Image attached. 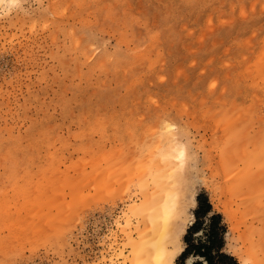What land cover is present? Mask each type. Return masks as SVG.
Here are the masks:
<instances>
[{"label":"rangeland","instance_id":"1","mask_svg":"<svg viewBox=\"0 0 264 264\" xmlns=\"http://www.w3.org/2000/svg\"><path fill=\"white\" fill-rule=\"evenodd\" d=\"M169 136L264 264V0H0V264H130Z\"/></svg>","mask_w":264,"mask_h":264},{"label":"bare ground","instance_id":"2","mask_svg":"<svg viewBox=\"0 0 264 264\" xmlns=\"http://www.w3.org/2000/svg\"><path fill=\"white\" fill-rule=\"evenodd\" d=\"M170 136L167 141L171 144L175 137L172 136L171 139ZM167 141V149L164 147L165 151H162L161 156L159 154V159L154 164L155 175L153 174V179L150 177L152 186L140 192L138 201L130 204L127 210V222L131 217L136 218V224L129 228L132 231L128 230L124 235L130 264H174L175 258L183 250L181 239L193 219L188 210L195 203L196 183L190 177L187 150L184 144L177 143L179 140H174L176 143L170 146Z\"/></svg>","mask_w":264,"mask_h":264},{"label":"trees","instance_id":"3","mask_svg":"<svg viewBox=\"0 0 264 264\" xmlns=\"http://www.w3.org/2000/svg\"><path fill=\"white\" fill-rule=\"evenodd\" d=\"M198 203V208L194 211L195 220L183 237L185 248L178 261L185 264L188 258H193L195 260L190 264H238L232 255L224 252L225 227L221 225V216L211 214L208 202L203 208ZM201 215L207 217V224L199 223ZM199 233L204 235L205 240L192 238Z\"/></svg>","mask_w":264,"mask_h":264},{"label":"clouds","instance_id":"4","mask_svg":"<svg viewBox=\"0 0 264 264\" xmlns=\"http://www.w3.org/2000/svg\"><path fill=\"white\" fill-rule=\"evenodd\" d=\"M244 264H248V262H244Z\"/></svg>","mask_w":264,"mask_h":264}]
</instances>
